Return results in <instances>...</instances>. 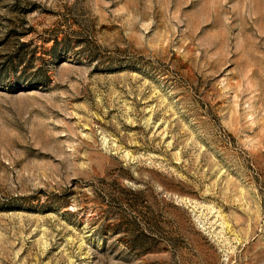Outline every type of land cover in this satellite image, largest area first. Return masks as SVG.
I'll use <instances>...</instances> for the list:
<instances>
[{
    "label": "rangeland",
    "instance_id": "obj_1",
    "mask_svg": "<svg viewBox=\"0 0 264 264\" xmlns=\"http://www.w3.org/2000/svg\"><path fill=\"white\" fill-rule=\"evenodd\" d=\"M0 264H264V0H0Z\"/></svg>",
    "mask_w": 264,
    "mask_h": 264
}]
</instances>
